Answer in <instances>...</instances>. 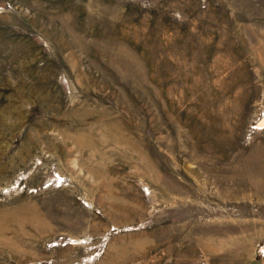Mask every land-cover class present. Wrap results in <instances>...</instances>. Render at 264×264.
Returning <instances> with one entry per match:
<instances>
[{
	"label": "rangeland",
	"instance_id": "obj_1",
	"mask_svg": "<svg viewBox=\"0 0 264 264\" xmlns=\"http://www.w3.org/2000/svg\"><path fill=\"white\" fill-rule=\"evenodd\" d=\"M0 264H264V0H0Z\"/></svg>",
	"mask_w": 264,
	"mask_h": 264
}]
</instances>
